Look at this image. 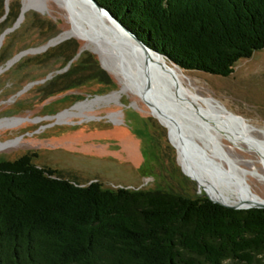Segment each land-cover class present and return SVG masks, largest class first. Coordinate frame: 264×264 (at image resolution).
<instances>
[{
    "label": "rangeland",
    "instance_id": "374dc122",
    "mask_svg": "<svg viewBox=\"0 0 264 264\" xmlns=\"http://www.w3.org/2000/svg\"><path fill=\"white\" fill-rule=\"evenodd\" d=\"M4 5L9 16L0 22V40L12 30L1 40L0 69L19 53H28L0 73V161L36 153L34 162L39 167L56 169L81 186L97 181L105 188L207 197L201 177L183 164L176 135L143 101L145 76L134 71L136 61L128 54L109 51L107 43L100 46L102 38L78 26L76 16L72 18L58 0H8ZM65 34L71 37L65 39ZM60 37L64 41L41 51ZM66 41L72 45L64 46ZM77 46L76 57L68 62ZM90 55L98 68L90 63ZM69 69L72 74L64 82L59 80ZM102 71L106 77L101 78ZM181 72L192 86L194 106L209 110L197 94L217 100L248 125L249 139L264 145V49L241 59L229 77ZM160 81L156 83L163 85L164 80ZM174 108L199 132L192 138L195 149L185 147V154L194 151L228 186L231 178L246 180L254 195L264 200V149L250 146L241 136L237 137L239 147L217 135L225 129L214 135L205 128L206 123L216 125L214 118L210 121L200 112L191 114L186 109L182 113L178 106ZM200 143L204 147L207 143L209 151Z\"/></svg>",
    "mask_w": 264,
    "mask_h": 264
},
{
    "label": "trees",
    "instance_id": "16d2710c",
    "mask_svg": "<svg viewBox=\"0 0 264 264\" xmlns=\"http://www.w3.org/2000/svg\"><path fill=\"white\" fill-rule=\"evenodd\" d=\"M95 1L186 72L229 77L264 49V0ZM4 3L0 22L9 16ZM37 157L0 161V264H264V209L97 181L81 186L39 167Z\"/></svg>",
    "mask_w": 264,
    "mask_h": 264
},
{
    "label": "bare ground",
    "instance_id": "6f19581e",
    "mask_svg": "<svg viewBox=\"0 0 264 264\" xmlns=\"http://www.w3.org/2000/svg\"><path fill=\"white\" fill-rule=\"evenodd\" d=\"M58 1L63 4V7L69 10L72 18H75L76 16V24L78 26H86L87 28L93 30L94 34H97L96 36L102 38L100 46H103V42L107 43L108 45H105L109 48V51L112 49L111 51L118 52L117 54L120 55L128 54L130 59L136 61L137 66H133L135 72L138 71L140 75L141 73L144 75L145 68L148 67L149 78H145L142 87L144 97L147 103L151 105L153 115L176 135L183 164L188 166L197 176L201 177L210 197L229 205H252L254 203L264 201L249 190L248 182L246 180L231 178V183H229V185L232 187L228 186L219 178L218 173L213 172L215 170L212 171L203 164V159H199V156L195 155L194 151L191 154H187V152L185 154V147H189L193 150L195 149L196 145L195 142L192 141V138L198 136L199 132L191 129L190 124L188 122H184V120L177 115L174 107L178 106L182 109V113L185 112L186 109H189L191 114L194 112H200L203 117L208 115L209 120L210 118H214V120L217 121H214L216 125H211L209 123L204 124V122L202 124H204L205 128L207 127L214 135L216 134L215 131L217 132L222 128L225 129L226 132L223 135H217L219 137L229 139L239 147L241 145L237 140L238 136H241L245 141H248L250 146L255 147L256 145V142L248 138L249 135L246 130V128H249L248 125L242 123L234 114L230 113L215 99L204 98L197 94L198 99L202 101V103L206 104L209 110L201 105L196 104L194 106L192 100L190 99V97H193V93L191 92L192 86L186 83V79L178 67L171 68L168 64L164 65L155 55L152 56L143 53L142 50L139 49V47L135 45L125 34L122 36L121 32L116 29L117 27L113 25L108 17L102 15L96 9L91 8L84 0ZM74 24L75 22L73 21V27ZM96 36H92L93 40H97L98 37ZM69 37H71L69 34H65V39ZM130 59L129 61H131ZM134 61H131L133 65H135ZM173 67L176 66L173 65ZM118 72L119 71L117 70L116 73ZM161 78L164 80L163 85L159 83L161 82ZM155 81L159 82L155 85ZM159 91H161V93ZM189 100L191 101V104L189 103ZM195 107L196 109L194 110ZM218 120H220V122ZM205 121L207 122V120ZM190 122L197 123L194 119L190 120ZM201 144L202 143H200V145ZM205 146L206 147H202L207 149L208 152L207 143ZM256 146L264 149V145L259 144ZM248 149L254 148L250 147Z\"/></svg>",
    "mask_w": 264,
    "mask_h": 264
},
{
    "label": "water",
    "instance_id": "95a60500",
    "mask_svg": "<svg viewBox=\"0 0 264 264\" xmlns=\"http://www.w3.org/2000/svg\"><path fill=\"white\" fill-rule=\"evenodd\" d=\"M84 1L87 2L91 8L96 9L99 13H101L102 15L108 17L109 20L113 23V25L115 27H117L116 29L121 32L122 36H124L123 34H125L129 39H131L133 41V43L135 45H137L139 47V49L142 50L143 53H145L146 55H152V56L155 55L158 58V60L162 61V63L164 65L167 64V58L165 56H163L159 52L151 49L148 45H146L144 42H142L133 32H131L127 27H125L110 11H108L107 9L102 7L95 0H84ZM5 3L7 5L8 0H5ZM11 30L12 29H9L8 31H6L4 33V35L2 36V39L5 36V34L7 32H9V31H11ZM1 40H0V44H1ZM62 41H64L63 38L54 39V40L50 41L45 47H43L41 49V51H46L49 47L54 46V45H56V44H58V43H60ZM27 53L28 52L25 51V52L19 53L18 55L14 56L10 61H8L6 67L0 69V73H2L4 71H6L7 69H9L11 66H13L17 61H19ZM144 75H145L146 79L149 78L148 67L145 68ZM155 85H156V81H155ZM155 88H156V86H155ZM159 92L161 93V91H159ZM143 101L147 104L148 107H151V105H149L145 101L144 96H143ZM248 188L251 191V188H250L249 185H248ZM206 195L214 203H217V204H220V205L225 206L227 208H231V209H235V210H248V209H254V208L264 209V201L254 203L252 205H245V204L229 205V204H226V203H223V202H220V201H217V200L213 199L208 194H206Z\"/></svg>",
    "mask_w": 264,
    "mask_h": 264
}]
</instances>
